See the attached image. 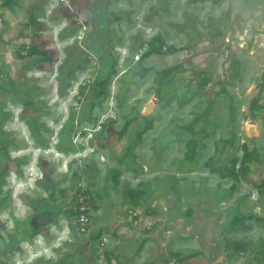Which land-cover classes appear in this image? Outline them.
I'll return each mask as SVG.
<instances>
[{
    "label": "rangeland",
    "instance_id": "obj_1",
    "mask_svg": "<svg viewBox=\"0 0 264 264\" xmlns=\"http://www.w3.org/2000/svg\"><path fill=\"white\" fill-rule=\"evenodd\" d=\"M120 227L264 264V0H0V264H109Z\"/></svg>",
    "mask_w": 264,
    "mask_h": 264
},
{
    "label": "crops",
    "instance_id": "obj_2",
    "mask_svg": "<svg viewBox=\"0 0 264 264\" xmlns=\"http://www.w3.org/2000/svg\"><path fill=\"white\" fill-rule=\"evenodd\" d=\"M190 224L181 225L177 228V234L181 239H185L189 234L187 233L188 229H192ZM196 230V229H195ZM173 231H170L172 234ZM152 237V238H151ZM118 238L119 244L115 246V253H118L122 264H175L174 261L167 253H169V243L165 239H161L159 231L152 232L150 234H139L137 231H134L131 227H120L118 228ZM151 238V239H149ZM168 238V237H166ZM153 241L156 244H161L163 249L155 245L153 247L149 243L153 244ZM165 244L166 246H163ZM226 243L223 241L221 247H225ZM201 250L205 249L203 243L197 245ZM129 247V249H127ZM153 247V249L149 248ZM207 247V246H206ZM224 249V248H223ZM114 253V254H115ZM181 260L189 259L187 256L180 258ZM223 262V261H222ZM215 264H221V262H214ZM233 262H230V264ZM243 263V262H242ZM106 264V263H105ZM112 264V262H111ZM241 264V263H239Z\"/></svg>",
    "mask_w": 264,
    "mask_h": 264
},
{
    "label": "water",
    "instance_id": "obj_3",
    "mask_svg": "<svg viewBox=\"0 0 264 264\" xmlns=\"http://www.w3.org/2000/svg\"><path fill=\"white\" fill-rule=\"evenodd\" d=\"M154 106L153 103H148L145 107V114L149 113L152 107ZM251 135H255L254 129L251 128L249 130ZM53 211H40L35 216H33L29 223L27 224V232L30 234L38 233L42 228L48 226L51 222L52 217L54 216ZM112 264H122L120 260V256L115 253L111 259Z\"/></svg>",
    "mask_w": 264,
    "mask_h": 264
},
{
    "label": "built area",
    "instance_id": "obj_4",
    "mask_svg": "<svg viewBox=\"0 0 264 264\" xmlns=\"http://www.w3.org/2000/svg\"><path fill=\"white\" fill-rule=\"evenodd\" d=\"M81 223H82V226H86V224L88 223V219L86 217H81ZM84 230V229H83Z\"/></svg>",
    "mask_w": 264,
    "mask_h": 264
},
{
    "label": "trees",
    "instance_id": "obj_5",
    "mask_svg": "<svg viewBox=\"0 0 264 264\" xmlns=\"http://www.w3.org/2000/svg\"><path fill=\"white\" fill-rule=\"evenodd\" d=\"M254 106H255V105L253 104V105H252V109H254ZM109 264H111V262H110Z\"/></svg>",
    "mask_w": 264,
    "mask_h": 264
}]
</instances>
